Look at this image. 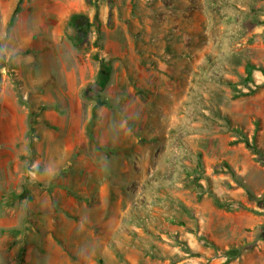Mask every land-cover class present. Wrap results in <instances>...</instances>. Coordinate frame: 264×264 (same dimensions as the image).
<instances>
[{
  "label": "rangeland",
  "instance_id": "obj_1",
  "mask_svg": "<svg viewBox=\"0 0 264 264\" xmlns=\"http://www.w3.org/2000/svg\"><path fill=\"white\" fill-rule=\"evenodd\" d=\"M26 2L28 20L5 6L14 23H0V219L18 222L0 228L6 264L48 233L62 246L39 264H264V0ZM160 32L172 68L138 85V48ZM46 88L64 101L28 102ZM54 187L72 196L40 195V223L25 203L7 209L15 192ZM77 205L88 211L71 216ZM68 217L84 225L69 242Z\"/></svg>",
  "mask_w": 264,
  "mask_h": 264
},
{
  "label": "crops",
  "instance_id": "obj_2",
  "mask_svg": "<svg viewBox=\"0 0 264 264\" xmlns=\"http://www.w3.org/2000/svg\"><path fill=\"white\" fill-rule=\"evenodd\" d=\"M8 7V9H10L11 7H13V12H14V15L15 17H17V22L16 23H19V19H27L28 20V11L26 10L28 6L26 0H10V2H7L5 3L4 1L0 0V23L2 24H11V20L12 19V22L14 23V20L13 18H10L9 16V13L10 11L7 9L5 10L4 8ZM25 7V8H24ZM24 8V9H23ZM86 8V4L83 3H78L76 5V8H75V12H72V14L74 13H79L80 11H84ZM26 20V21H27ZM10 30L14 31L15 28H16V25L14 26H10L9 27ZM8 28V29H9ZM154 39H158L156 41V44H160L157 46L155 45H152L150 47H148L147 49L148 50H140L138 48V72L140 73V75L138 74V85H145L146 86V82H144L143 79H145L143 77V75H141V73L143 72H147L148 76L146 77H150V80H151V87L154 86V84L156 83H153L155 82V80H158L159 78H162L165 75L164 72H166L168 69H171L172 66L170 65H167L166 64V60L163 61V57L162 55L163 54H166L165 51H166V46L163 39H168L169 37H165V35H163L161 32L158 33L157 37L153 36ZM28 39L27 41H31L30 39L31 38H26ZM148 39V38H147ZM154 48V49H153ZM149 51V52H147ZM140 54H142L141 56H149L150 55V58L148 59H144L143 61L140 60ZM167 55V54H166ZM167 57V56H166ZM168 58V57H167ZM143 59V58H142ZM169 59V58H168ZM147 62L146 65L144 66L143 62ZM33 68H31L30 70H32ZM150 71V72H149ZM61 70H60V74L58 76H56V81H57V78L58 80H60V77H61ZM50 77V74H48V76L46 78H43L42 80H37V83L39 82H42L44 81L45 83L47 82V79ZM55 81V80H54ZM61 81V80H60ZM95 82V80H94ZM45 83L43 84V86H45ZM57 86V84H55ZM149 85V84H148ZM55 87V86H54ZM50 88H46V89H42L40 90L38 93L39 95L36 96V97H31L30 99L28 98V102L31 104V105H39V103L41 101H44L46 103H49V102H52V103H58V102H62L64 101L63 98H62V94L58 93L55 89V88H52L51 90H53L54 94L51 93L49 91ZM48 111L50 112H53V109L50 110V109H47ZM50 116L52 118H54L53 120L57 121L58 119V115L55 113L56 116H54L52 113H49ZM31 175H32V182L34 183L35 181H38V182H41L42 179H43V176L41 174H35L34 172H30ZM47 173H50L51 177H53V173L48 171ZM53 175V176H52ZM35 179V180H34ZM36 184V183H35ZM34 184V186L32 185V187H35L36 185ZM54 189V190H53ZM50 192H43L41 193L40 192V189L39 188H32L31 192H20L18 194V192H15L13 193L14 196H12V201L10 202L9 206H7V209H16L17 205H22L23 203H25V207H24V215L27 216L28 218V221H35V223H40L41 222V216H46L47 215V207L45 206H41L40 203L38 202V199L40 198V195L42 194H48L50 197L52 198H58V196H62V198L64 199V202L66 203L65 200H67L66 198V195H69L70 197L72 195H70L71 193L67 192L66 190L60 188V187H54ZM54 198V199H55ZM22 201V203L20 204L19 201ZM73 200V199H72ZM20 201V202H21ZM74 201V200H73ZM76 201V200H75ZM2 205H1V202H0V212H2ZM12 209V210H13ZM84 211H88V209L85 207V208H81L79 207L78 205L75 206V209H72L70 212L71 216L73 215H77V214H81L83 213ZM51 214H54L55 216H57L58 214H61V215H67L69 216V212H67L66 208H60V207H57L56 203H53L51 202V208H50V211H49ZM76 213V214H75ZM68 219V220H67ZM46 220H43L44 223ZM54 221V220H52ZM66 221H68V223H70V232H69V235L67 237V242H69L71 240V236H72V231L73 230H78L79 228H82L84 227L82 221H76L74 220V218H66ZM4 222L1 221L0 219V228L1 227H6V228H9V227H16V225H18V222H16L14 219H12L10 222L8 221L6 223L7 226H4ZM27 223H25L26 225ZM45 228V225L43 226ZM36 232V231H35ZM38 234H42L41 233V230L37 231ZM49 236L48 238L46 237H43L39 235L36 236L38 237V239L40 240V242L37 244L35 243V241H33L32 243H27L26 244V249H25V252H24V256L22 257L23 259V264H32V260L35 259V261L39 264L43 258H44V254H42V251L44 250L45 247H47L48 249H50L49 251L51 252V247L52 246H59L60 247L62 246L61 244H58L57 240L54 239L52 237V235H50V233H48ZM47 235V234H46ZM12 239L13 237H11V235H8L7 233H3L2 235L0 234V256H3V261H0V264H6V260L8 259V248L10 246V242H12ZM35 246L36 248H39L36 252L34 251L35 249ZM13 256V254H11ZM34 257V258H33ZM14 259V257H13ZM12 264H16V261L15 259L12 260Z\"/></svg>",
  "mask_w": 264,
  "mask_h": 264
},
{
  "label": "trees",
  "instance_id": "obj_3",
  "mask_svg": "<svg viewBox=\"0 0 264 264\" xmlns=\"http://www.w3.org/2000/svg\"><path fill=\"white\" fill-rule=\"evenodd\" d=\"M94 20L97 21V17L94 16ZM68 26L73 30V36L70 38L71 44L76 47L83 44L86 40V36L89 32L90 23L88 19L80 13L73 14L69 19ZM93 111L100 106L105 105V100L100 95H96L94 101ZM22 251H25L22 249ZM20 264H23V259H20Z\"/></svg>",
  "mask_w": 264,
  "mask_h": 264
}]
</instances>
